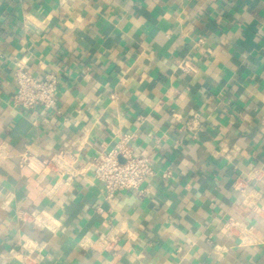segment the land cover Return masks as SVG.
I'll use <instances>...</instances> for the list:
<instances>
[{
  "label": "crops",
  "instance_id": "obj_1",
  "mask_svg": "<svg viewBox=\"0 0 264 264\" xmlns=\"http://www.w3.org/2000/svg\"><path fill=\"white\" fill-rule=\"evenodd\" d=\"M20 62L54 110L13 105ZM124 136L155 176L108 201ZM0 264H264V0H0Z\"/></svg>",
  "mask_w": 264,
  "mask_h": 264
},
{
  "label": "built area",
  "instance_id": "obj_2",
  "mask_svg": "<svg viewBox=\"0 0 264 264\" xmlns=\"http://www.w3.org/2000/svg\"><path fill=\"white\" fill-rule=\"evenodd\" d=\"M189 67L187 63L183 66ZM192 70V69H191ZM16 90L13 95V105L17 108L36 111L39 107L52 111L58 105L59 82L55 74H49L43 80L33 77L22 62L17 63L14 70ZM132 136H124L118 146L108 153H102L87 166L94 171L96 179L102 183L106 199L113 201L124 192L142 193L143 183L155 176L150 156H135L128 142ZM77 155L70 150H63L51 157L43 158L37 155H24L21 167L31 169L39 179L49 175H75ZM169 172L164 174L168 178ZM37 222L44 223L41 215L35 217ZM47 226V225H46ZM116 236H105L104 247L109 249Z\"/></svg>",
  "mask_w": 264,
  "mask_h": 264
}]
</instances>
